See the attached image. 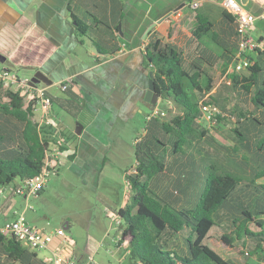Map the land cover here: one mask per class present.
<instances>
[{"label": "trees", "instance_id": "16d2710c", "mask_svg": "<svg viewBox=\"0 0 264 264\" xmlns=\"http://www.w3.org/2000/svg\"><path fill=\"white\" fill-rule=\"evenodd\" d=\"M223 13L229 14L226 10ZM196 20L193 31L196 37L212 27V23L201 16ZM85 29L86 26L77 20L79 34ZM235 34L238 36L236 29ZM236 50L237 46L230 51L235 74L227 75L224 82L239 94V107L226 105L222 108L211 93V75L198 64L187 69L176 46L161 45L156 40L145 47L144 56L153 71L156 91L176 113L168 118L155 116L148 120L144 136L135 143L136 164L132 171L125 170L131 204L118 210V216L123 220V223L119 222V242L126 243L130 255L140 264H237L210 247L212 238L222 241L246 260L264 264V183L258 181L264 177V164L255 171L254 166L238 161L243 168L242 174H251L248 179L232 172L233 164L222 165L230 152L243 158L242 153L251 150L250 147L262 151L260 157L264 160V135L259 136L264 133L261 129L264 125V69L252 61L245 72H237L234 69ZM247 57L252 60L249 53ZM70 97L75 99L71 94ZM206 103L214 104L222 112L215 117V125L228 123L224 154L213 147L214 144L207 145L205 140L210 134L205 124L198 122L201 107ZM242 104H251L253 110ZM60 105L70 115H75ZM33 106L34 102L28 101L27 95L15 86L0 82V189L16 178L24 181L39 173L46 153L53 146L65 153L70 161L77 155L75 135L65 131L54 119L58 130L33 121L30 117ZM246 120L251 121V126ZM210 139L218 146L225 145L217 138ZM255 139L256 146L253 144ZM191 146L200 153L198 161L206 174L204 186L199 190L195 204L171 205L149 186V180L165 170L167 157H181L185 153L184 147ZM201 159L209 161L201 163ZM0 244L10 261L25 264L21 255L29 248L26 244L24 246L23 242L2 230Z\"/></svg>", "mask_w": 264, "mask_h": 264}, {"label": "crops", "instance_id": "0c3cea01", "mask_svg": "<svg viewBox=\"0 0 264 264\" xmlns=\"http://www.w3.org/2000/svg\"><path fill=\"white\" fill-rule=\"evenodd\" d=\"M194 1L197 0H0V71L44 72L51 83H42L40 87L54 100L49 112L52 119L65 131L72 132V128L56 119L55 104L67 112L62 104L74 112L71 115L74 124L81 125L80 134L75 133L77 127L72 132L77 141L74 161L88 152L104 158L106 147L102 143L105 141L98 135L99 129L104 132L108 127L109 118L113 125L117 119L129 121L136 113L145 117L154 107H159L144 99L151 71L144 55L150 41L176 46L187 69L198 64L210 74L212 94L218 92L227 75L235 74L230 52L236 48L238 39L234 20L229 12L223 13L225 9L220 0H198L197 7L192 8ZM237 1L256 16L251 29L264 23V18L259 17L264 11V0ZM197 16L212 23L199 37L193 34ZM77 20L86 26L82 34L76 30ZM151 24L154 26L149 29ZM251 34L263 43L261 50L249 52L253 63L260 66V61H264V36L261 33L255 36L252 31ZM86 40L92 48L85 45ZM68 78L72 82L63 91L60 85ZM70 94L75 99L71 100ZM33 107L30 117L36 121L40 106L34 103ZM242 107L253 110L251 104H242ZM228 128L225 121L211 129L226 136ZM19 184L20 181L13 188ZM7 196L9 192L1 188L0 198ZM69 224L66 221L63 228H69ZM75 244L66 234V240L55 237L46 249L27 248L21 258L25 264H46L52 248L61 245L76 257L75 264H85L84 253L94 247L86 242L77 251ZM3 262L22 264L10 261L0 244V264Z\"/></svg>", "mask_w": 264, "mask_h": 264}, {"label": "rangeland", "instance_id": "374dc122", "mask_svg": "<svg viewBox=\"0 0 264 264\" xmlns=\"http://www.w3.org/2000/svg\"><path fill=\"white\" fill-rule=\"evenodd\" d=\"M251 31L255 36L260 33L264 36V23L260 26L254 25ZM85 45L92 48L88 41ZM260 64L264 69L262 60ZM15 71L17 70L12 69L10 72H14L20 79L28 77L25 79L29 80L34 75V73L23 74ZM218 79L219 77L216 80ZM41 85L43 84H38V86ZM214 96L222 108H226V105L239 107V94L235 88L228 87L225 82ZM157 104L165 109L166 118L176 113L165 99H159ZM53 110L57 121L72 128L73 132V128L76 127L73 117L57 104L54 105ZM35 119L38 120V117ZM111 122L109 118V125L104 132L99 129L101 134L98 137L105 141L102 143L106 147L104 158H98L94 152L92 154L88 152L86 156L81 154L75 161H70L65 153H61L54 161L57 172L49 175L43 191L29 194L27 197L18 194L13 188V185L19 181L17 178L10 185L5 186L4 189L9 192V196L3 200L0 198L2 206L0 227L8 225L22 212L31 225L43 227L48 231L63 227L65 222L69 221L70 226L65 229V233L76 241L77 251L86 242L89 247H94V250H87L84 253L83 263L87 262L90 255L93 258L92 264H140L130 255L126 243L119 242L121 239L119 222L123 223V220L118 216V210L125 209L131 204V192L125 178V170L132 171L136 164L135 143L144 136L148 119L136 113L129 121L123 122L117 119L113 125ZM245 122L251 126L250 120ZM207 129L211 131L209 138L205 140L207 145L214 144L213 147L224 154L226 136L217 134L210 127ZM261 129L264 131V125ZM263 135L264 133L261 132L259 136ZM213 137L220 142H225V145H216L210 139ZM254 141L253 144L256 146L257 140ZM250 149L242 153L243 158L230 152L227 157L225 156L222 165L226 167L233 164L232 172L240 175H243V168L238 161L249 167L254 166L255 171H259L264 164V160L260 157L263 153L256 148L250 147ZM184 152L181 157L176 155L167 157L165 170L149 180V186L160 193L171 205L195 204L197 194L204 186L206 174L202 169L203 165L198 161L200 153L194 146L184 147ZM257 156L260 158L257 159ZM208 161L201 159V163ZM250 175L246 173L243 176L248 179ZM258 181L264 183V177L259 178ZM209 245L222 257L232 259L237 264H257L252 259L246 260L215 238L209 241Z\"/></svg>", "mask_w": 264, "mask_h": 264}, {"label": "built area", "instance_id": "2783aa9c", "mask_svg": "<svg viewBox=\"0 0 264 264\" xmlns=\"http://www.w3.org/2000/svg\"><path fill=\"white\" fill-rule=\"evenodd\" d=\"M221 5L224 9L229 12L236 25V31L238 32V43L237 50L235 53L234 69L237 72L244 70L248 65L252 64V60L249 59L248 53L251 51L261 50L263 43L251 34V27L256 19V16L249 12L240 2L237 0H220ZM198 0L194 1L191 6L192 8L197 7ZM260 18H264V11L259 15ZM0 82L5 85L12 84L16 89L20 90L23 94H26L28 101L38 103L40 106V116L36 122L40 125L48 124L53 126L54 129L58 130V124L52 119L50 115V107L52 100L46 93L44 87L36 85L32 87L28 84L27 80L20 79L14 72L9 70L0 71ZM72 80L68 78L63 81L60 85L61 89H66ZM222 115V112L212 103H206L201 107V114L198 118L199 123L205 124L206 127L215 125V117ZM155 116H165V109L154 107L147 115L146 118L149 120ZM62 140L61 138H59ZM62 152L57 147H52L48 151L43 159V166L39 173L34 177L20 181V184L16 187L18 194L28 196L29 194H37L40 192L49 177L50 174H55L57 169L55 168L54 161L57 156ZM0 230L10 233L17 240L26 244L30 249L34 251L43 250L50 246L55 237L60 238L62 241L66 240L65 229L59 227L54 231H48L44 228L31 225L26 221L25 216L20 213L15 219H13L5 227H1ZM76 257L71 255L61 245H56L52 248L51 253L46 258V264H75ZM93 258L89 255L85 264H92Z\"/></svg>", "mask_w": 264, "mask_h": 264}, {"label": "water", "instance_id": "95a60500", "mask_svg": "<svg viewBox=\"0 0 264 264\" xmlns=\"http://www.w3.org/2000/svg\"><path fill=\"white\" fill-rule=\"evenodd\" d=\"M70 19H72V17H70ZM152 26H154V24H151L149 29H151ZM27 82L30 86L35 87L39 83L50 84L51 79L41 70H37L34 73L33 77L30 78ZM159 98H160V94L156 91L154 80H153V71L151 70L148 73V86L146 89L144 99L150 102L151 104L155 105ZM76 127L77 128L75 129V133L80 134L81 125L77 124Z\"/></svg>", "mask_w": 264, "mask_h": 264}]
</instances>
